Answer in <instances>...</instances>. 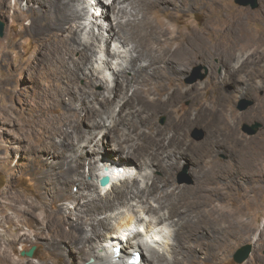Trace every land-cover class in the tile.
Masks as SVG:
<instances>
[{"label":"bare ground","instance_id":"bare-ground-1","mask_svg":"<svg viewBox=\"0 0 264 264\" xmlns=\"http://www.w3.org/2000/svg\"><path fill=\"white\" fill-rule=\"evenodd\" d=\"M89 1L94 2L0 0V15H10L20 23L30 18L33 34L47 53L44 105L29 124L38 134L36 146H31L35 164L31 171L44 178L47 196L28 200L22 208L13 207L31 213L42 206L52 231L40 235L41 240H46L54 255H64L66 264H85L90 258L93 261L88 264H195L213 257L214 252L227 251L237 239L252 236L257 227L250 217L255 209L264 207L259 200L264 196V139L241 156L242 172L236 176L254 181L244 187L245 204L235 207L228 205L236 202L231 194L234 180L229 172L220 173L223 165L216 160L220 149L212 138V122H205L208 138L196 150L190 144L187 148L167 145L165 140L171 144L186 139L200 120L190 111L191 103L198 99L193 93L199 86L184 90L176 86L192 65L201 57L211 60L217 53L230 60L238 46L251 52L264 50V26L252 27L253 22L264 19V0L254 11L232 6L230 0H95V5L103 7L100 17L109 18L110 37L102 31L106 21L99 23V17L93 20L89 16ZM190 9L205 12L201 26H172L176 15ZM79 11L86 14L87 24H100L99 31L92 29L91 39L83 33ZM24 36L20 33L17 41ZM100 42L106 43L103 68L97 59ZM2 46L0 64L11 59L14 49L5 42ZM105 69L112 72L113 86L103 76ZM97 84L103 89L96 90ZM184 98L190 101L187 108L181 105ZM162 114L174 127L172 136H167V127L158 122ZM143 128L155 133L152 139ZM161 133L164 139L159 146L154 141ZM180 158L190 164L191 185H176L172 180L171 170L185 164ZM118 159L128 166L116 163ZM86 166L97 179L109 175V184L102 186L104 193L96 181L86 178ZM156 169L167 174L166 179L158 177ZM214 193L222 194L224 203L213 204ZM71 197L76 203L67 211L59 201ZM152 198L157 206L148 205ZM47 201L52 203L51 209L45 206ZM3 202L0 199V204ZM120 206L125 209L116 211ZM4 222L20 220L12 214L0 217V225ZM170 226L174 242L166 241V248L164 237ZM256 245L264 248V227L258 232ZM134 252L142 253L139 263L130 261ZM255 257L254 264H264L259 255ZM17 262L23 264L0 245V264Z\"/></svg>","mask_w":264,"mask_h":264},{"label":"rangeland","instance_id":"rangeland-1","mask_svg":"<svg viewBox=\"0 0 264 264\" xmlns=\"http://www.w3.org/2000/svg\"><path fill=\"white\" fill-rule=\"evenodd\" d=\"M14 1L15 0H9L10 3H14ZM247 1L249 2L246 4L240 3L238 0H230L229 3L232 6L246 7L253 11L259 9L262 3L261 0H256L257 5L252 6V0ZM89 2L90 3H87L89 4V8H91V12L89 10V16L93 20L99 17V23L106 21L102 31L105 37H110L108 29L109 24H107V19L109 18L105 16L100 17L99 15L103 7L95 5V0L94 2ZM92 4H94V6ZM78 14L81 16L80 18L84 28L83 33L87 38L91 39L92 29L95 28L96 31H99L100 24L97 23L95 26L90 23L87 24V20L84 18L86 14H84L83 11H79ZM29 19L30 18L23 19L21 24L18 21H14L10 15H0V24L3 23L4 25L3 34L0 33V58L4 52L2 42L14 47L12 53L10 52L11 59L5 61L4 64H0V199L1 202L4 201L0 204V217H9L13 214V216L20 220V222H15L13 224L4 222L0 225V245H2L3 248H7L13 260L23 261V264H26V262L30 263L31 261L32 264H66V257L64 255H54L47 247L46 240H41L42 235L52 231V226L49 225L48 219L44 217V213L40 208L42 206L40 205L38 208H35L31 213H22V211H18V207H13V205H20L22 208V205L27 206L28 200V202H30V200L39 201L40 198L47 196L43 191L44 182H42V179L44 178L35 175V171H31L35 165L33 163L31 146H36L34 141L38 138V134L29 126L30 121L36 118L43 107L42 105H44L42 93L48 79L46 66L47 53L43 45L40 44L38 38L33 34L35 28L31 27ZM204 20V11L190 9L187 12L184 11L176 15L172 20V26L180 28L190 25L201 26ZM27 26L30 28H24ZM262 26H264V19L252 23V27L255 30ZM20 33H23L25 36L20 41H17ZM105 45V42L99 43V53L97 54V59L100 60L99 63L102 65V68L104 66L102 61L107 58ZM112 47H116V44H113ZM192 67L193 69H191L184 78H181L176 86L183 90L192 85L199 86L200 89L193 93L198 99L195 103H191L190 111L193 117H199L200 120L196 121L192 129L189 130L190 132L186 139L180 137L182 139H179L177 142L174 141L170 144L169 141L165 140V143L167 145L180 146V148H187L190 144L192 149L196 150L195 148L208 138L205 122H212V138L213 140L215 139L216 148L220 149V153L217 154L216 160L223 165V169H220V173L223 172V174H227L229 172L230 177L232 176L231 179L234 180L231 194L236 202H230L228 205L235 207L241 204L243 206L246 202L244 189L247 186L250 187L254 180L249 177L240 178L241 174L236 176L238 175V171L242 172L243 165L241 156L247 154V150L251 148L255 142L264 139V50L251 52L238 46L230 55V60H228L226 54L217 53L211 56V60L201 57L200 61L192 65ZM198 67H200L199 74H205V77L194 80V77L198 75L195 73V69ZM102 72L103 76L107 77L110 86H113L112 72L108 69ZM7 75H11V78L8 80L3 79V77ZM83 81V79H80L81 83H83ZM230 84H233L232 89L229 87ZM95 89L102 90L103 87L97 84ZM243 98L252 99L254 103L248 108L240 110L238 108V103ZM189 103L190 101L187 98L181 101L183 108H187V104ZM200 116L204 119L203 122ZM83 117L84 116L80 114L79 121L81 123L84 122ZM254 121L261 122L262 127L254 135H248L243 131L242 126L244 123H253ZM158 122L161 126L167 127V136H172V134L175 133L173 130L174 127L168 124L165 114L160 116ZM143 129L145 130L146 136L152 139L155 133L149 131L148 128ZM196 129L201 130V132H195ZM197 134L201 135V137L198 138ZM148 138L145 139L147 140ZM163 139L164 136L161 133L155 138L154 143H160L159 146H161L163 145ZM97 142H99V146H103L100 139H98ZM226 149L228 152L224 153ZM149 151L151 152V150H148V152ZM142 159L143 157L139 159L141 165H143ZM118 160L116 163H122L128 166L127 162H122L120 159ZM180 161L185 162V164L183 167L171 170L172 174H174L172 176L173 182L176 185L193 184L194 178L190 171V164L186 163L185 158H180ZM154 167L153 165L152 168ZM155 172L158 177L161 176L163 179H166V176H168L167 174L164 175L160 170L157 171V169ZM171 172L168 170V174H171ZM86 178L96 181L99 191L101 193L105 192L99 183L100 178L97 179L89 174L88 166H86ZM181 179H183L182 182ZM235 180H239V183L236 184ZM153 181H157L158 183L159 179ZM117 183L119 185L121 184L120 181H117ZM251 193L258 194V191H251ZM221 195L222 194L219 193H214L212 195L213 204L217 202L224 203L225 198ZM259 200L264 202V196L260 197ZM60 202L65 205V207H68L66 209L69 211L74 207L76 199L71 197L60 200L59 203ZM51 204V202L47 201L45 206L51 209ZM148 205L157 206L158 203L152 198ZM2 206L5 207L3 208ZM124 209V207L120 206L116 211ZM147 219L150 220L151 217H147ZM250 220L257 227L252 236L237 239L227 251L223 253L221 251L214 252V258H206L195 264H254L256 262V255L264 259V248L259 249L256 245L258 232L264 227V207L260 210L255 209V213L250 217ZM8 225L11 227L8 228ZM173 229L174 228L171 226L166 229L168 232H166L164 237L163 245L166 248V241L171 242L170 244L174 242L173 237H171ZM160 230H162L161 227ZM58 231L60 232V228H58ZM39 241H41L42 244ZM246 244H251V252L243 262L239 263L234 259V255L240 247ZM33 247V255H26V252ZM91 261H93L92 258L88 259L85 264Z\"/></svg>","mask_w":264,"mask_h":264},{"label":"water","instance_id":"water-1","mask_svg":"<svg viewBox=\"0 0 264 264\" xmlns=\"http://www.w3.org/2000/svg\"><path fill=\"white\" fill-rule=\"evenodd\" d=\"M240 3H243V4H246L248 3L249 1H245V0H238ZM251 4L252 6H256L257 5V2L256 0H252L251 1ZM3 31H4V25L3 23L0 24V33L3 34ZM199 68H196L195 69V73H197L198 75H196L194 77V80L195 79H202L205 77V74H199ZM254 103V101L252 99H248V98H243L240 100V102L238 103V108L240 110H244L246 108H248L249 106H251L252 104ZM262 127V123L259 122V121H254L253 123H244L243 126H242V129L245 133H247L248 135H254L260 128ZM201 132V130L199 129H196L195 132ZM197 137H201V135H198L197 134ZM183 181V179H181V182ZM110 182V177L109 175H103L100 179H99V183L101 186H106L108 185ZM251 244H246V245H243L242 247H240L235 255H234V259L241 263L243 262L250 254L251 252ZM33 252H34V247L31 248L29 251L26 252V255L28 256H32L33 255Z\"/></svg>","mask_w":264,"mask_h":264},{"label":"flooded vegetation","instance_id":"flooded-vegetation-1","mask_svg":"<svg viewBox=\"0 0 264 264\" xmlns=\"http://www.w3.org/2000/svg\"><path fill=\"white\" fill-rule=\"evenodd\" d=\"M229 87H230V89H232V88H233V84H230ZM229 87H228V88H229ZM244 96H245V95H244Z\"/></svg>","mask_w":264,"mask_h":264},{"label":"clouds","instance_id":"clouds-1","mask_svg":"<svg viewBox=\"0 0 264 264\" xmlns=\"http://www.w3.org/2000/svg\"><path fill=\"white\" fill-rule=\"evenodd\" d=\"M103 176V175H102Z\"/></svg>","mask_w":264,"mask_h":264}]
</instances>
